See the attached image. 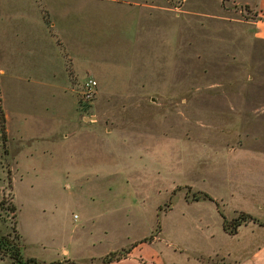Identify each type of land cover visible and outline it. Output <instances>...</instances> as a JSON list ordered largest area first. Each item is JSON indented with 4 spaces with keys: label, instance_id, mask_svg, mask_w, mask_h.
<instances>
[{
    "label": "rangeland",
    "instance_id": "1",
    "mask_svg": "<svg viewBox=\"0 0 264 264\" xmlns=\"http://www.w3.org/2000/svg\"><path fill=\"white\" fill-rule=\"evenodd\" d=\"M58 13L60 95L51 107L63 131L81 114L104 137L94 138L93 160L84 159L88 143L63 131L60 158L39 142L5 159L0 134V238L16 244L17 224L55 260L64 249L121 247L111 263L109 253L85 264H116L132 249L135 263L125 264H221L217 254L238 247L221 216L264 224V209L251 214L231 199L237 158L219 150L264 148V124L248 128L264 120L256 13L235 0H60ZM88 80L96 86L86 102ZM249 129L257 139L246 140ZM202 193L213 201L194 202Z\"/></svg>",
    "mask_w": 264,
    "mask_h": 264
},
{
    "label": "crops",
    "instance_id": "2",
    "mask_svg": "<svg viewBox=\"0 0 264 264\" xmlns=\"http://www.w3.org/2000/svg\"><path fill=\"white\" fill-rule=\"evenodd\" d=\"M235 1L256 13L258 19L253 22L254 36L264 40V0ZM59 6L60 0H0V108L5 118V159L12 156L14 147L23 143L39 142L46 143L48 157L53 156L55 160L56 154L60 158L63 130L59 111L55 114V109L51 107V103L59 99L60 95V74L57 72L61 64L63 31ZM238 119L241 126L245 125V116ZM88 120L89 118H84L81 114H73L72 121L66 124L63 132L69 139H81L88 143L89 149L84 159L93 160L94 152L100 148L101 137L104 136L101 131L86 125ZM220 123L223 124L222 121ZM251 123L248 128H257L258 123L264 124V120L256 117ZM251 129L246 138L248 141L257 139L252 135ZM98 135L101 139H98ZM94 138L100 141L99 148L94 144ZM220 145L219 150L237 158L236 162L232 161L230 173V192L234 187L237 192L230 196L231 199H235L238 206L245 207L246 212L256 214L264 209V148L242 153V148L228 149L226 144ZM82 157L77 153L71 156L74 159ZM0 165L4 172L2 163ZM11 184L13 185L12 179ZM15 203L14 195L11 194L12 206L15 207ZM39 207L43 205H33V208ZM248 223L238 227L235 234L229 235L237 241L238 247L233 251L219 252L217 257H220L221 264H264V224ZM15 228L20 238L22 257L33 259L39 264L61 260L85 264L121 249L116 246L95 255L90 249L94 246H87L82 251L85 256H77L76 253L64 249L62 258L55 260L50 259L52 252L47 249V244L41 237H27L17 224ZM133 251H129L127 258L116 264L135 263ZM0 264L14 263L8 256L1 254Z\"/></svg>",
    "mask_w": 264,
    "mask_h": 264
},
{
    "label": "trees",
    "instance_id": "3",
    "mask_svg": "<svg viewBox=\"0 0 264 264\" xmlns=\"http://www.w3.org/2000/svg\"><path fill=\"white\" fill-rule=\"evenodd\" d=\"M0 134H1V138L2 140L6 139V132H5V118H4V114L0 108ZM9 183L11 182L10 179ZM200 200H209V201H213L212 198H210L207 194L202 193L201 196L195 197L193 199L194 202L200 201ZM11 210L15 215V211L16 208L14 206H11ZM223 218V230L225 232H228L230 235H233L236 233V230L238 229V227H240L243 224H246L248 222H254V223H258L256 219H254L253 217H251L250 215L247 214H240L237 218L227 222L226 219ZM18 238L16 237V244L13 242L11 243L12 240H9L8 237H1L0 238V252L3 251V249H5L4 252H6V254H2V256H8L14 264H39L37 261L33 260V259H25L22 257L21 255V245H20V238L19 235L17 234ZM114 253L109 254L108 256V262L111 263L113 262L112 258L114 256ZM121 256V255H120ZM105 257V258H106Z\"/></svg>",
    "mask_w": 264,
    "mask_h": 264
},
{
    "label": "built area",
    "instance_id": "4",
    "mask_svg": "<svg viewBox=\"0 0 264 264\" xmlns=\"http://www.w3.org/2000/svg\"><path fill=\"white\" fill-rule=\"evenodd\" d=\"M95 86H96V82H94L93 80H88L86 82L85 92H84V97L86 102L90 101L91 98L93 97L95 92Z\"/></svg>",
    "mask_w": 264,
    "mask_h": 264
}]
</instances>
